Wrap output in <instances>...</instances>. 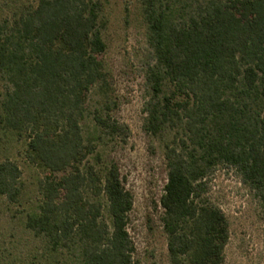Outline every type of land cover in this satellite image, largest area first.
<instances>
[{
	"label": "trees",
	"instance_id": "obj_1",
	"mask_svg": "<svg viewBox=\"0 0 264 264\" xmlns=\"http://www.w3.org/2000/svg\"><path fill=\"white\" fill-rule=\"evenodd\" d=\"M0 125L42 171L27 227L61 264H136L134 197L98 146L128 125L90 107L108 79L102 0H0ZM145 132L164 144L169 264H226L230 224L211 197L231 171L264 210V0H141ZM23 171L0 162V197Z\"/></svg>",
	"mask_w": 264,
	"mask_h": 264
},
{
	"label": "rangeland",
	"instance_id": "obj_2",
	"mask_svg": "<svg viewBox=\"0 0 264 264\" xmlns=\"http://www.w3.org/2000/svg\"><path fill=\"white\" fill-rule=\"evenodd\" d=\"M102 2L108 79L92 94L90 107H108L116 120L129 126L131 136L127 141L106 139L98 151L106 161L118 164L134 197L128 229L136 248V264H169L168 241L160 221V199L167 182L164 144L144 130L148 89L143 54L147 44L141 0ZM1 93L0 84V97ZM24 151V144L0 125V162L16 161L24 182L19 204L0 197V264H61L46 240L27 227L28 216L39 204L43 175ZM211 197L230 224L226 264H264V210L254 194L235 173L220 171L214 177Z\"/></svg>",
	"mask_w": 264,
	"mask_h": 264
}]
</instances>
